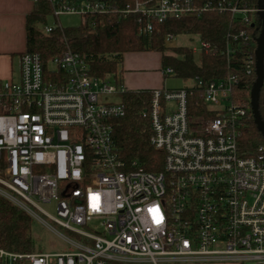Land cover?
I'll return each instance as SVG.
<instances>
[{"label": "built area", "instance_id": "1", "mask_svg": "<svg viewBox=\"0 0 264 264\" xmlns=\"http://www.w3.org/2000/svg\"><path fill=\"white\" fill-rule=\"evenodd\" d=\"M119 0H48L64 15L96 16ZM122 15L165 22L209 9L250 25L258 8L245 0H132ZM224 50L223 75L204 91L205 114L189 109L187 91L155 90L150 144L163 169L146 172L116 152V121L126 92L112 76H91L71 50L48 65L21 56L19 78L0 81V196L65 244L60 252L12 253L4 264H264V147H242L247 109L234 102L233 67L241 30ZM194 54L211 51L200 41ZM255 64L250 56L248 70ZM163 73L173 74L172 70Z\"/></svg>", "mask_w": 264, "mask_h": 264}, {"label": "trees", "instance_id": "2", "mask_svg": "<svg viewBox=\"0 0 264 264\" xmlns=\"http://www.w3.org/2000/svg\"><path fill=\"white\" fill-rule=\"evenodd\" d=\"M33 2L34 8L26 18L25 53L39 55L47 71L50 62L71 50L87 58L91 76L102 80L112 76L122 86L126 54L159 53L162 55L163 72L172 70L175 77L192 83L183 89L187 91L191 113L198 115L207 111L204 104L206 86L219 79L226 68L223 52L231 41L230 37L241 30L247 31L250 39L240 43L233 65L239 76V82L233 90V99L237 105L246 108L248 113L247 127L242 135L243 149L248 156H254L259 148L264 147V138L254 123L251 107V91L256 81L255 52L262 28L258 16L250 25H245L236 21L229 12L209 9L199 15H186L162 23L150 22L149 30V21L145 17L137 14L122 15L125 7L134 4V1L119 0L112 3L113 10L109 13L87 16L75 28L55 29L46 33L45 26L53 8L48 0ZM245 2L258 8V0ZM179 36L198 38L209 44L211 51L197 57L189 46H170L169 42ZM250 56L255 62L251 73L248 70ZM164 76L168 75L164 73ZM154 91L126 90L121 95L126 116L116 121L114 140L117 155L122 161L137 163L146 172L159 173L163 169L164 153L155 150L150 144V122L141 115L142 111H149ZM259 108L264 121V87L260 94ZM34 226L35 222L25 212L0 196V249L20 254L44 251L39 239L33 235ZM0 264L4 263L0 260Z\"/></svg>", "mask_w": 264, "mask_h": 264}, {"label": "crops", "instance_id": "3", "mask_svg": "<svg viewBox=\"0 0 264 264\" xmlns=\"http://www.w3.org/2000/svg\"><path fill=\"white\" fill-rule=\"evenodd\" d=\"M33 8V0H0V81L19 78L21 55L27 47L26 18ZM161 61L159 53L126 54L123 62L126 88L133 87L134 91L181 89L165 87Z\"/></svg>", "mask_w": 264, "mask_h": 264}, {"label": "rangeland", "instance_id": "4", "mask_svg": "<svg viewBox=\"0 0 264 264\" xmlns=\"http://www.w3.org/2000/svg\"><path fill=\"white\" fill-rule=\"evenodd\" d=\"M59 22L63 28H75L82 24L83 18L81 16L64 15L60 18ZM49 24L52 25L56 24V20L53 17L48 18L47 25ZM169 45L173 47L189 46L193 49L194 47L197 48L200 47V40L198 38H193L191 36H179L171 40L169 42ZM165 80H166L165 82L166 88L175 89V88H182L185 86L192 85V83L190 82L186 83L182 79L175 77L173 74L168 75ZM126 89L132 91L135 90L133 87H127ZM33 235L37 239H39L41 245L40 247L43 246L45 252H54V253L60 252L66 247L61 240L57 239L55 236L44 231V229L38 224H35V226L33 227Z\"/></svg>", "mask_w": 264, "mask_h": 264}, {"label": "water", "instance_id": "5", "mask_svg": "<svg viewBox=\"0 0 264 264\" xmlns=\"http://www.w3.org/2000/svg\"><path fill=\"white\" fill-rule=\"evenodd\" d=\"M258 17L261 22V34L257 39L256 57V81L251 91V107L254 123L264 138V121L260 114V94L264 87V0H258Z\"/></svg>", "mask_w": 264, "mask_h": 264}]
</instances>
